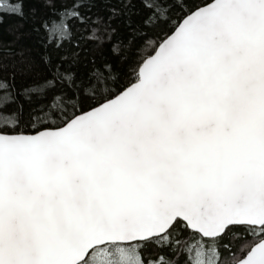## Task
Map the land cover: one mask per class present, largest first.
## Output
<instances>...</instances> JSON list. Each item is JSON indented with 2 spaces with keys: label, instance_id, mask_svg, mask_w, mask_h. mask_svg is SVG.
Here are the masks:
<instances>
[{
  "label": "water",
  "instance_id": "1",
  "mask_svg": "<svg viewBox=\"0 0 264 264\" xmlns=\"http://www.w3.org/2000/svg\"><path fill=\"white\" fill-rule=\"evenodd\" d=\"M178 218L264 225V0H209L112 96L0 131V264H79ZM235 264H264V237Z\"/></svg>",
  "mask_w": 264,
  "mask_h": 264
},
{
  "label": "trees",
  "instance_id": "2",
  "mask_svg": "<svg viewBox=\"0 0 264 264\" xmlns=\"http://www.w3.org/2000/svg\"><path fill=\"white\" fill-rule=\"evenodd\" d=\"M208 1L0 0V131L61 125L112 96L183 16ZM262 237L264 225L246 223L205 237L178 218L163 234L98 245L79 264L118 246L139 264H234Z\"/></svg>",
  "mask_w": 264,
  "mask_h": 264
},
{
  "label": "rangeland",
  "instance_id": "3",
  "mask_svg": "<svg viewBox=\"0 0 264 264\" xmlns=\"http://www.w3.org/2000/svg\"><path fill=\"white\" fill-rule=\"evenodd\" d=\"M99 257V264H139L135 253L126 247L123 249L119 246L103 247L98 250L96 255L93 254L90 257L91 259L88 261V264H98Z\"/></svg>",
  "mask_w": 264,
  "mask_h": 264
},
{
  "label": "flooded vegetation",
  "instance_id": "4",
  "mask_svg": "<svg viewBox=\"0 0 264 264\" xmlns=\"http://www.w3.org/2000/svg\"><path fill=\"white\" fill-rule=\"evenodd\" d=\"M203 236H204V235H203ZM205 237H206V236H205ZM215 237H216V236H215ZM248 250H249V249H248ZM248 250H247V251H248ZM247 251H246V252H247ZM246 252H245V253H246ZM244 255H245V254H244ZM244 255H243V256H244ZM243 256H242V257H243ZM240 258H241V257H240ZM240 258H239V259H240ZM237 260H238V259H237ZM237 260H236V261H237ZM236 261H235V263H236ZM235 263H234V264H235Z\"/></svg>",
  "mask_w": 264,
  "mask_h": 264
}]
</instances>
